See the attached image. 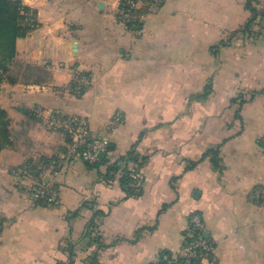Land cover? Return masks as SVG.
<instances>
[{
    "label": "crops",
    "instance_id": "crops-1",
    "mask_svg": "<svg viewBox=\"0 0 264 264\" xmlns=\"http://www.w3.org/2000/svg\"><path fill=\"white\" fill-rule=\"evenodd\" d=\"M21 1L39 25L0 71V264H56L72 248L87 264L92 220L100 264H157L193 213L215 263L264 264V0H165L141 36L118 20L119 0ZM74 118L108 142V163L134 152L119 164L140 168L138 191L71 154ZM45 158L60 167L45 177L56 205H38L13 173Z\"/></svg>",
    "mask_w": 264,
    "mask_h": 264
},
{
    "label": "built area",
    "instance_id": "built-area-1",
    "mask_svg": "<svg viewBox=\"0 0 264 264\" xmlns=\"http://www.w3.org/2000/svg\"><path fill=\"white\" fill-rule=\"evenodd\" d=\"M165 0H119L118 2V20L124 26L141 36L143 33V21L148 15L158 13L164 6ZM78 86L75 92L80 91V87L85 83V79H77ZM62 126V123H61ZM64 129L71 139V154L90 164H95L100 160L99 154L108 151V142L102 138L91 135L88 126L84 120L74 118L64 124ZM264 142V141H263ZM58 161L52 160L48 165L42 166L43 171L39 178H35L29 165H23L13 170L16 179L27 183V192L31 199L45 200L51 205H56L60 201V193L45 177L50 176L54 179L59 173ZM131 187L138 191L142 185L143 175L137 164L129 167ZM257 198L264 200V188L257 190ZM190 224L187 228L184 241L180 249L173 253L170 258L164 255L163 259L167 264H176L178 259H182L185 264H211L215 262L214 243L206 237V225L198 213L190 215ZM6 225V221L0 213V232Z\"/></svg>",
    "mask_w": 264,
    "mask_h": 264
},
{
    "label": "trees",
    "instance_id": "trees-1",
    "mask_svg": "<svg viewBox=\"0 0 264 264\" xmlns=\"http://www.w3.org/2000/svg\"><path fill=\"white\" fill-rule=\"evenodd\" d=\"M250 0V7L255 9ZM39 25L37 19V11L24 4L21 0H0V71L5 72L8 69V64L15 58L16 55V39L18 37H22L27 35L30 31L37 28ZM143 25V23L141 24ZM84 76L83 74L78 75V77L72 82V90L75 92V89L78 86L77 79ZM86 89V84H82L80 87V91L76 92V94H82ZM209 90V89H208ZM4 128L0 129V133L3 137H8V131L5 129L6 123H2ZM69 138V137H68ZM71 142V139H68ZM108 150H111V146H108ZM216 155V152H215ZM126 157V158H125ZM123 156L120 160L115 161L114 163H108L109 157L105 155L104 158H100L97 163H108V176L114 177L119 170L121 171V183L122 186L131 193H135L136 191L131 187V176L129 168H122V165L119 164L121 160H136V155L133 151L128 153V156ZM52 160H57L54 158H45L41 163L35 164L32 161L27 162V165L31 168L32 172L34 173L35 178H39L41 172L43 171L42 166L48 165ZM216 161V160H215ZM88 163V162H86ZM90 164L92 166L96 165ZM60 167H56L59 169ZM52 186L59 191V185L56 181L51 182ZM38 205L48 206L51 205L49 202L45 200H35ZM88 230L84 236L86 241V247H92L93 251L87 257V264H100L99 262V251L104 248L106 245L100 239V237H96L92 234V228L94 226V220H92L89 224ZM164 255L168 257H173V252L169 250H164L161 253L160 261L157 264H167V261L163 259ZM75 263V252L74 249H71V255L68 261H58L56 264H74ZM176 264H185L182 259H178ZM203 264V263H197ZM211 264H218V263H211Z\"/></svg>",
    "mask_w": 264,
    "mask_h": 264
},
{
    "label": "water",
    "instance_id": "water-1",
    "mask_svg": "<svg viewBox=\"0 0 264 264\" xmlns=\"http://www.w3.org/2000/svg\"><path fill=\"white\" fill-rule=\"evenodd\" d=\"M105 155H106L105 152H101V153L99 154L100 158H104ZM205 235H206V237H207V236H208V233H205Z\"/></svg>",
    "mask_w": 264,
    "mask_h": 264
},
{
    "label": "rangeland",
    "instance_id": "rangeland-1",
    "mask_svg": "<svg viewBox=\"0 0 264 264\" xmlns=\"http://www.w3.org/2000/svg\"><path fill=\"white\" fill-rule=\"evenodd\" d=\"M264 145V144H263Z\"/></svg>",
    "mask_w": 264,
    "mask_h": 264
}]
</instances>
